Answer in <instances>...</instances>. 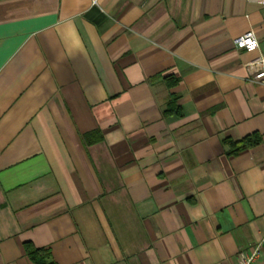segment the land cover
I'll list each match as a JSON object with an SVG mask.
<instances>
[{"label": "crops", "instance_id": "0c3cea01", "mask_svg": "<svg viewBox=\"0 0 264 264\" xmlns=\"http://www.w3.org/2000/svg\"><path fill=\"white\" fill-rule=\"evenodd\" d=\"M262 55L250 0H0V264H264Z\"/></svg>", "mask_w": 264, "mask_h": 264}, {"label": "built area", "instance_id": "2783aa9c", "mask_svg": "<svg viewBox=\"0 0 264 264\" xmlns=\"http://www.w3.org/2000/svg\"><path fill=\"white\" fill-rule=\"evenodd\" d=\"M264 9V0H250ZM237 50H243L249 53L255 52L259 49V40L254 32L249 31L243 36L234 41ZM247 68L252 76L254 83L264 86V57L256 58L248 63ZM261 246H253L247 251H241L238 256V264H256L260 258Z\"/></svg>", "mask_w": 264, "mask_h": 264}, {"label": "trees", "instance_id": "16d2710c", "mask_svg": "<svg viewBox=\"0 0 264 264\" xmlns=\"http://www.w3.org/2000/svg\"><path fill=\"white\" fill-rule=\"evenodd\" d=\"M230 145L235 146L236 144L231 143ZM248 146H251L250 139H246L245 141H243L239 147L246 148ZM26 248H27L29 258L36 264H53L50 262L51 257H50L49 251L37 250L31 246H27Z\"/></svg>", "mask_w": 264, "mask_h": 264}]
</instances>
